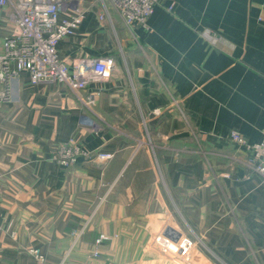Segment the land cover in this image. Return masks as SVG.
<instances>
[{
	"label": "crops",
	"instance_id": "crops-1",
	"mask_svg": "<svg viewBox=\"0 0 264 264\" xmlns=\"http://www.w3.org/2000/svg\"><path fill=\"white\" fill-rule=\"evenodd\" d=\"M108 6L84 0L58 49L69 66L113 58L109 78L76 90L23 71L0 99V264H40L31 248L50 264H183L156 243L169 226L192 264H264L262 176L230 138L264 135V0H161L150 30ZM18 8L0 7V49ZM68 143L115 155L62 167Z\"/></svg>",
	"mask_w": 264,
	"mask_h": 264
},
{
	"label": "built area",
	"instance_id": "built-area-1",
	"mask_svg": "<svg viewBox=\"0 0 264 264\" xmlns=\"http://www.w3.org/2000/svg\"><path fill=\"white\" fill-rule=\"evenodd\" d=\"M84 0H19V8L12 15L15 23L14 33L3 42L0 49V99L8 96L9 80L23 71L29 73L33 84L53 82L64 84L71 89H85L93 80L109 78L114 68V59L97 57L82 60L73 66L59 55V43L67 36L76 33L83 22L86 9ZM104 9L101 18L109 14V4L123 18L128 26H144L150 30L148 20L154 13L161 0H102ZM8 0H0V7L6 5ZM108 4V5H107ZM174 5L169 4L167 9L173 11ZM212 43H217L218 36L207 31ZM101 90L90 93L83 101L94 104ZM233 142L243 147L247 155V165L250 169L262 176L264 187V135L258 142L250 143L238 130L230 133ZM112 152H94L77 143H68L58 147L53 155L54 161L62 167H70L78 159L110 160L114 157ZM92 210L90 217L95 214ZM4 232L0 225V237ZM78 238L84 232V227L75 231ZM15 234L12 233V236ZM104 236L96 239L97 246L94 255L99 254V246ZM156 243L165 252L179 255L187 263L193 261L194 241L190 238H180L178 241L160 234ZM40 264H50L47 256L39 248H31Z\"/></svg>",
	"mask_w": 264,
	"mask_h": 264
},
{
	"label": "water",
	"instance_id": "water-1",
	"mask_svg": "<svg viewBox=\"0 0 264 264\" xmlns=\"http://www.w3.org/2000/svg\"><path fill=\"white\" fill-rule=\"evenodd\" d=\"M164 234L174 241H178L180 239V233L170 226L166 228Z\"/></svg>",
	"mask_w": 264,
	"mask_h": 264
},
{
	"label": "rangeland",
	"instance_id": "rangeland-1",
	"mask_svg": "<svg viewBox=\"0 0 264 264\" xmlns=\"http://www.w3.org/2000/svg\"><path fill=\"white\" fill-rule=\"evenodd\" d=\"M182 260H183V259H182ZM192 263H193V261H192L191 263H187V262L184 263V262H183V264H192Z\"/></svg>",
	"mask_w": 264,
	"mask_h": 264
}]
</instances>
